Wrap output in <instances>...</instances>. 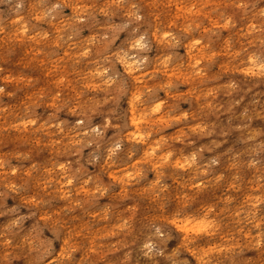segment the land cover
Instances as JSON below:
<instances>
[{
    "label": "clouds",
    "instance_id": "obj_1",
    "mask_svg": "<svg viewBox=\"0 0 264 264\" xmlns=\"http://www.w3.org/2000/svg\"><path fill=\"white\" fill-rule=\"evenodd\" d=\"M0 264H264V0H0Z\"/></svg>",
    "mask_w": 264,
    "mask_h": 264
}]
</instances>
